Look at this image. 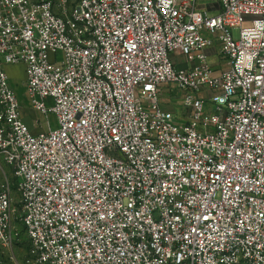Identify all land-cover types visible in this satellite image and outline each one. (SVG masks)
<instances>
[{
    "label": "built area",
    "instance_id": "2783aa9c",
    "mask_svg": "<svg viewBox=\"0 0 264 264\" xmlns=\"http://www.w3.org/2000/svg\"><path fill=\"white\" fill-rule=\"evenodd\" d=\"M207 1L0 0V264H264V0Z\"/></svg>",
    "mask_w": 264,
    "mask_h": 264
},
{
    "label": "rangeland",
    "instance_id": "374dc122",
    "mask_svg": "<svg viewBox=\"0 0 264 264\" xmlns=\"http://www.w3.org/2000/svg\"><path fill=\"white\" fill-rule=\"evenodd\" d=\"M210 1L212 0H208L207 2ZM207 7L211 8V3H208ZM172 54H174V56ZM172 54H171L172 60L176 61L175 55H177L178 52H174ZM182 60L185 62V58L183 56H182ZM3 68L9 77L11 87L13 88V90L15 91L18 97L22 114L24 116L25 122L29 125L30 129L34 133L47 130L49 123L52 128H55L57 126V123L54 114H49L48 116H44L31 107L26 90L25 65L23 63L5 64L3 65ZM159 91H160V99L163 107L165 109L173 111L174 114H176V116L182 117L186 112L184 110V106L182 103L183 92H181V90H179V88H177L176 85L173 83L159 84ZM46 102L47 104H49L50 99H47ZM36 122L38 123L36 128L37 130L34 131L32 128L35 127L34 124H36ZM4 169L7 173L9 181L12 183L13 187H15L19 182V179L14 176L9 166L4 164ZM2 180H3V174L0 170V182ZM18 200H19V193L17 190L13 189L12 207H11L13 217H15V215L19 213ZM12 223L17 229H21L20 223L17 219L16 220L14 219ZM21 239H22L21 242L15 246L16 258L20 264H28L27 258L29 257V253H30V244L23 233L21 234ZM2 264H14V263L9 261L7 258H3Z\"/></svg>",
    "mask_w": 264,
    "mask_h": 264
},
{
    "label": "crops",
    "instance_id": "0c3cea01",
    "mask_svg": "<svg viewBox=\"0 0 264 264\" xmlns=\"http://www.w3.org/2000/svg\"><path fill=\"white\" fill-rule=\"evenodd\" d=\"M218 8V4L216 3H212L211 4V8L212 11L213 10H216ZM219 41L218 40H215V44L211 47H208L206 49V53L208 54V59L210 61V63L214 66V68L216 69V71H219L221 70V68L223 67V58L221 57V55L219 54ZM174 53V52H173ZM172 54V53H171ZM174 56V54H172ZM182 56L179 52L177 55H175V59L176 61L175 62V65L177 67H184L186 66V63L182 60ZM37 122L35 125L34 128H32L34 131L37 130Z\"/></svg>",
    "mask_w": 264,
    "mask_h": 264
},
{
    "label": "trees",
    "instance_id": "16d2710c",
    "mask_svg": "<svg viewBox=\"0 0 264 264\" xmlns=\"http://www.w3.org/2000/svg\"><path fill=\"white\" fill-rule=\"evenodd\" d=\"M15 188V187H14Z\"/></svg>",
    "mask_w": 264,
    "mask_h": 264
}]
</instances>
